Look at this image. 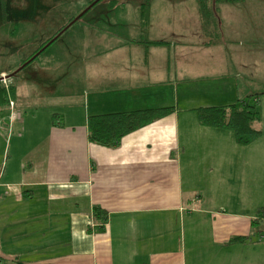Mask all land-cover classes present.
I'll return each mask as SVG.
<instances>
[{"label":"crops","instance_id":"crops-1","mask_svg":"<svg viewBox=\"0 0 264 264\" xmlns=\"http://www.w3.org/2000/svg\"><path fill=\"white\" fill-rule=\"evenodd\" d=\"M150 7L144 29L140 11L136 22L84 28L83 37L70 40L64 58L82 78L73 91L81 108L72 117L49 115L44 132H33L16 101L28 109L38 104L15 87L10 119L0 114L17 131L19 150L0 172V264L264 263L262 137L240 145L233 131L204 126L198 117L199 107L257 95L264 48H238L230 38L194 40L183 20L173 26L162 15L177 8L159 0ZM157 15L164 25L152 26ZM192 17L203 27L200 9ZM154 27L178 38L152 37ZM80 58L88 61L84 68ZM54 74L43 69L39 96L57 90ZM164 106L174 109L117 146L89 139L91 115ZM20 141L30 142L27 150ZM250 185L259 198L253 211L245 206ZM224 198L232 210L218 205ZM95 207L106 211L105 221ZM237 236L244 240L231 241Z\"/></svg>","mask_w":264,"mask_h":264},{"label":"rangeland","instance_id":"rangeland-1","mask_svg":"<svg viewBox=\"0 0 264 264\" xmlns=\"http://www.w3.org/2000/svg\"><path fill=\"white\" fill-rule=\"evenodd\" d=\"M91 1L92 0H5L3 2H6L5 7L7 15L4 16V6L3 2L0 0V77H6V79L0 81L5 84V86L14 83L17 90H26L28 94L27 100L38 104L36 107L28 109L26 106L27 103L17 98L18 101L16 102H18V104L15 108L16 112L20 111L24 116H28V121L31 124L29 125L30 130L35 133L40 132L39 134H41L44 132L46 125H48L47 119L49 115H56V120L62 121L66 116L72 117L71 115L75 113V108H77L78 111L81 108L80 106L76 107L74 99H77V97L74 96L73 91L76 90L78 84L81 83L82 78L80 79V77H78L79 74H77V72H79V70L73 73V66L69 63V58L67 56L64 58V53L66 54L67 49L70 47V40L78 34L81 35L80 37H83L84 28L94 29L95 26H101L103 28H113L116 30L118 26L114 24L118 21L136 22L138 20L137 14L141 9L140 3L147 0L97 1L88 11L83 13L79 19L63 30L60 36L52 41L49 46L39 52L34 60L22 67L23 61L26 60L29 55L35 52L39 46L59 30L61 26L67 24L73 16L77 17L81 14L84 9L91 4ZM160 1H163L165 9L171 7L177 8V12L174 11L171 14L162 13V15H164V18L170 19L171 25L173 26L177 25V21L183 20L187 29L186 31L188 33H195L194 35H189V37L194 40H202L204 38L211 40L215 38L214 40L217 41V37L222 40L230 38L231 40L233 39L231 43H236L238 48L244 46L257 49L264 48V0H208V5H210V8L216 10L215 16H217L216 27L215 25H210V35H208L206 31L203 32V27L197 25L192 17V14L194 12L196 13V8L197 13L199 12L201 6L199 2L201 0H159V2ZM158 9L159 7L155 8V10ZM178 12H180V14L174 16L173 13ZM184 15H186L187 20L183 18ZM157 16L152 26H155L156 23L160 26L162 22H164L161 15ZM124 30H127V28ZM150 35L152 37L161 35L168 37L169 33L163 29L154 27ZM175 37L177 36L173 35L168 38L172 40ZM86 62L88 63L87 60L80 58L77 65L84 68ZM43 69L50 73H55L54 87L57 90H52L49 96H47V92H45V96H39L41 92V90H39L40 85H46L47 83V80L41 75ZM257 70L256 79L258 83H260L264 80V69L262 70L258 67ZM75 83L76 86H74ZM260 88L255 90L260 97L258 103L261 114V120H258L256 125L262 129L263 133L259 141L264 142V84H261ZM183 89L182 86L181 89H179L180 105H183L181 100V98H183V95H181ZM53 92H55V94ZM68 92L70 94H68ZM63 95L68 97H57ZM70 95L72 96L70 97ZM11 98L14 100L15 97ZM207 98L212 99L210 95H208ZM10 109L9 103L7 106H4L0 114L8 115ZM32 111H36L37 113V117L34 119L31 117ZM8 117L7 118L10 119V114ZM4 122V117L0 116V172L2 167L4 168V161L7 158L9 159V163L14 162L17 159L16 154L19 153V150L15 147L18 141L15 137L18 133L16 130L12 131L9 123L7 124L6 122V124L3 125ZM34 127H36V129ZM20 132H22V130H20ZM22 142L23 141H20L22 150H27L30 142ZM252 170H254V167ZM257 170L261 172L260 166L257 167ZM249 188V202L246 201L247 205L245 206L253 211L254 204L257 203L259 198L255 199V193L253 190L251 191L252 185H250ZM263 189L264 186L261 185V190ZM218 205H225L228 209H233L231 208L232 206L228 198H224V201L218 203ZM260 224L264 226V221Z\"/></svg>","mask_w":264,"mask_h":264},{"label":"trees","instance_id":"trees-1","mask_svg":"<svg viewBox=\"0 0 264 264\" xmlns=\"http://www.w3.org/2000/svg\"><path fill=\"white\" fill-rule=\"evenodd\" d=\"M2 2L5 0H1ZM94 1V0H92ZM91 1V3H92ZM101 1V0H99ZM152 0H147L140 3V11H141V19L143 29L146 28L149 24V16H150V5ZM208 0H201L199 5L200 15L203 20L204 31L210 35L211 27L210 25H217V16H215L214 9L210 8L208 5ZM6 2H3V14L6 13ZM75 18L73 16L71 20ZM69 22L60 27L52 36L49 37L46 41H44L39 48L28 56L26 60L23 61L22 64L28 61V59L32 58L41 48L45 46L54 36L59 34L60 30H62L65 26H67ZM217 30V29H216ZM212 38L211 40H207L208 42H216ZM218 40V39H217ZM38 56V55H37ZM36 58V57H35ZM33 58L32 60H34ZM31 60V61H32ZM15 85L10 84L5 86L0 81V111L9 104V100L11 97H15ZM259 94L250 95L241 100H238L235 103H232L230 106H209V107H199L198 108V117L200 122L204 126H213L218 128H227L231 131L233 130L235 138L240 145L250 144L254 142L259 136L262 134V130L255 126V123L261 118L260 108L258 103ZM174 107L164 108L153 107L142 110H131V112H111L109 114H97L89 116L88 122V133L89 139L97 144H103L105 146H117L120 143L121 138L129 133L132 130L142 127L145 124L153 122L155 119L165 116L168 112H171ZM95 216L97 219H102L105 221L104 213L105 210H101L100 207H95ZM259 219L264 218V206L259 209ZM256 219L255 221L259 220ZM243 241L244 238L237 236L234 237L231 241Z\"/></svg>","mask_w":264,"mask_h":264},{"label":"water","instance_id":"water-1","mask_svg":"<svg viewBox=\"0 0 264 264\" xmlns=\"http://www.w3.org/2000/svg\"><path fill=\"white\" fill-rule=\"evenodd\" d=\"M97 1H99V0H94V1H92V3H91L89 6H87L81 14H79L77 17H75L74 19H72L71 22H70L67 26H65L62 30H60L59 34H57V35L54 36L52 39H50L49 42H48L47 44H45V46L39 50V52H41V51L44 50L47 46H49L50 43H51L52 41H54L56 38H58V37L60 36V34H61V32H62L63 30H65L66 28H68V26H70L72 23H74V21H76L77 19H79V18L82 16V14L85 13L86 11H88V9H89L90 7H92L93 4L96 3ZM39 52H37L35 55H33L32 58L28 59V61L25 62V63L22 65V67H23L24 65L28 64V62H30L33 58H35V57L39 54ZM7 76H9V75H7ZM4 79H6V77H3V76L0 77V80H1V81L4 80Z\"/></svg>","mask_w":264,"mask_h":264},{"label":"built area","instance_id":"built-area-1","mask_svg":"<svg viewBox=\"0 0 264 264\" xmlns=\"http://www.w3.org/2000/svg\"><path fill=\"white\" fill-rule=\"evenodd\" d=\"M7 86H8V84H7ZM9 103H10V106H11V107H13L14 104H15V102H14V100H13L12 98L10 99Z\"/></svg>","mask_w":264,"mask_h":264}]
</instances>
